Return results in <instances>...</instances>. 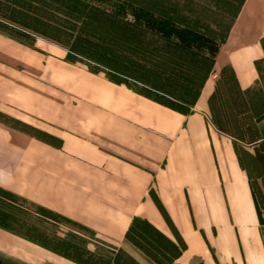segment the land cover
<instances>
[{
	"label": "crops",
	"instance_id": "obj_1",
	"mask_svg": "<svg viewBox=\"0 0 264 264\" xmlns=\"http://www.w3.org/2000/svg\"><path fill=\"white\" fill-rule=\"evenodd\" d=\"M0 114L58 140L0 121L5 189L119 246L141 219L174 264H264V0L242 1L186 110L0 33Z\"/></svg>",
	"mask_w": 264,
	"mask_h": 264
},
{
	"label": "rangeland",
	"instance_id": "obj_2",
	"mask_svg": "<svg viewBox=\"0 0 264 264\" xmlns=\"http://www.w3.org/2000/svg\"><path fill=\"white\" fill-rule=\"evenodd\" d=\"M129 1L220 41L226 36L243 0ZM0 22L7 24L0 23V33L25 46L41 53L56 52L69 62L102 72L117 81L125 80L136 89L173 104H177V100L186 103L192 101L211 66L208 58L183 50L172 42L135 27L130 18L116 17L107 2L0 0ZM158 89L171 97L163 96L156 91ZM0 121L8 122L10 126L16 125L50 143H58L57 138L45 130V126L6 114H0ZM20 199L30 202L0 186V264H22L19 259L8 257L11 254L7 251L8 245H26L40 252L44 250L47 258L49 253L56 255V262L47 259L45 264H174L179 254V247L146 222H139L128 242L119 246L77 224L71 225L65 220L56 223L50 220L54 216L47 212L35 213L33 209L30 215L24 216L7 206L11 204L17 207L15 203ZM8 212L10 216L18 215L28 224H33V228H37L35 233L16 230V234L9 231L17 226L13 223L16 216L14 219L5 216ZM70 228L85 234V238L75 240L78 246L73 251L63 248L61 243L64 242L60 241L66 239L65 234L70 232ZM58 230L60 237H53ZM28 238L50 248L55 247L68 257L56 254Z\"/></svg>",
	"mask_w": 264,
	"mask_h": 264
},
{
	"label": "trees",
	"instance_id": "obj_3",
	"mask_svg": "<svg viewBox=\"0 0 264 264\" xmlns=\"http://www.w3.org/2000/svg\"><path fill=\"white\" fill-rule=\"evenodd\" d=\"M90 1L95 2V3H106L107 2L112 7V13L116 17L130 18L131 23L135 27L141 28L144 31H146V32H148V33H150L156 37H159L162 40H165L167 42H172L177 47H179L183 50L193 52L199 56L206 57L210 61L215 59V57L217 56L219 49L221 47V41L222 40L218 41L214 37L202 32L198 29H195V28L188 26V25L178 23L177 21H175L174 19H172L170 17L156 13V12L152 11L151 9L144 7L142 5L136 4L132 1H129V0H90ZM0 23H3V22H0ZM4 25H7V24H4ZM0 32H2V31H0ZM95 72H97V71H95ZM208 72H209V70L207 71L205 77L202 79L201 84L199 85V88H198L195 96L193 97V100L188 102V103L177 100V102H178L177 104L169 103V102H166L162 99L152 97L151 95L136 89L134 86L130 85L125 80L117 81V80H114L110 77H108V78L111 80L120 82V83H124V84L128 85L129 87H131L137 93L144 95L146 97H149V98H151L157 102H160L164 105H167L169 107H172V108H175L178 110L179 109L186 110L189 107H191V105L194 103L195 99L197 98L198 93H199V89H200L204 79L207 77ZM126 78L131 80V78L128 76H126ZM132 80L134 82H136L137 84H139L136 79H132ZM156 91L161 93L163 96L165 95V96L171 97L170 94L165 92V91H162L159 89ZM4 123L8 124V122H5V121H4ZM11 126L16 128V129H19L21 131L26 132L25 130L18 128L16 125H11ZM26 133L30 134L29 132H26ZM33 136H35V135H33ZM35 137H37V136H35ZM37 138L40 140H43L39 137H37ZM43 141L48 142L46 140H43ZM8 201L12 202L9 199H8ZM15 204L17 207H15L14 205H11V204H7V206L11 207V209H13L14 212L16 211L18 213H21V215L28 216V215H30V212H32L33 209H35L34 210L35 213L40 211V212H47V213L51 214L52 216H54V218L49 217L50 220H52L56 223H59V221H61V220H65L66 222L70 223L71 225L77 224L80 227L84 228L85 230L88 229V228H86V227H84V226L64 217V216L56 214V213H54L48 209L38 207V206L34 207V204L27 202L23 199H20V201L16 202ZM29 206L33 207V208H30ZM13 210H11V211H13ZM9 213L10 212L5 214V216H8L7 218H9V219L10 218L14 219V217L16 216L13 223L17 226V227H15V230L12 229L9 231L16 233V230L17 231L21 230L22 232L27 231V232L35 233L37 228H33V224H28L27 222L22 220L21 217H18V215L10 216L11 214H9ZM141 221H143V220L138 219V218H136L134 220L133 225L131 226V228L129 230V233L127 234V240L129 239L130 234L134 231V228L136 227V225ZM143 222H145V221H143ZM16 234H18V233H16ZM27 236H28V234H27ZM58 236H59V230L55 231L53 233V237L58 238ZM42 237H44V236L42 235ZM83 237L85 238V234H83L82 232H80L76 229L70 228V232L65 234L66 239H62L60 241L64 242V243H61L63 245L62 246L63 248L65 247V249H67L68 251L69 250L73 251L78 246V244L75 240L76 239L81 240ZM29 240L35 242L34 239H29ZM35 243H38V242H35ZM38 244L43 246V247H46L47 249L51 250L52 252H54L56 254L68 257L65 253H63L61 250L59 251L55 247L50 248V247L44 245L43 243H38Z\"/></svg>",
	"mask_w": 264,
	"mask_h": 264
}]
</instances>
